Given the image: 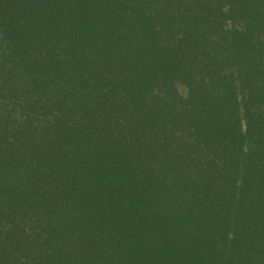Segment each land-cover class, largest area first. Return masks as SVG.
I'll use <instances>...</instances> for the list:
<instances>
[{
    "label": "trees",
    "instance_id": "trees-1",
    "mask_svg": "<svg viewBox=\"0 0 264 264\" xmlns=\"http://www.w3.org/2000/svg\"><path fill=\"white\" fill-rule=\"evenodd\" d=\"M0 264H264V0H0Z\"/></svg>",
    "mask_w": 264,
    "mask_h": 264
}]
</instances>
